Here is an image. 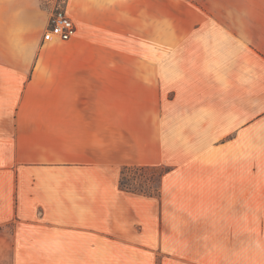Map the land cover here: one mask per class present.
I'll list each match as a JSON object with an SVG mask.
<instances>
[{
  "label": "crops",
  "instance_id": "0c3cea01",
  "mask_svg": "<svg viewBox=\"0 0 264 264\" xmlns=\"http://www.w3.org/2000/svg\"><path fill=\"white\" fill-rule=\"evenodd\" d=\"M56 8L77 35L46 43ZM136 32L143 49L128 54L145 62L120 63V40ZM153 103L161 119L176 104L177 140L197 149L190 162L181 147L158 214L153 197L120 187L118 168L159 165L148 162ZM254 121L264 122V0H0V262L11 250L13 264H247L261 240L242 217L249 198L264 200V179L240 171ZM161 140L157 150L173 151ZM206 158L205 181L170 192L174 172ZM205 214L231 217L222 236L215 223L171 222Z\"/></svg>",
  "mask_w": 264,
  "mask_h": 264
},
{
  "label": "rangeland",
  "instance_id": "374dc122",
  "mask_svg": "<svg viewBox=\"0 0 264 264\" xmlns=\"http://www.w3.org/2000/svg\"><path fill=\"white\" fill-rule=\"evenodd\" d=\"M184 1V0H182ZM199 0H185V3H188L189 5H194ZM61 8H56V10ZM178 12V13H177ZM176 14H184L183 10H178L175 8H172L169 6L168 9V15H176ZM185 14H192V9L188 8L187 12ZM158 27V25L156 26ZM137 29L138 25H137ZM159 29L157 28V31ZM143 36L142 34H139L136 32V38L130 39L129 41L120 40V49H121V55L119 57L120 63H144L143 56H140L137 54V56L129 55V52L133 51H142L143 49V39L139 40V36ZM159 63V56L152 57V64ZM168 64L170 66H174L175 64V57L174 54L172 56L168 57ZM170 84L174 85V82H169V86L167 88L162 89V94H164L165 97H168L169 100H174L177 96V89L175 86H171ZM160 89H154L152 90L153 97L160 96ZM184 94L185 96L188 95L187 93H180ZM153 107V120H152V137H153V150L151 153L150 160L148 161L150 164H159V165H152L151 167H155L156 169H153V173L151 170L149 171H128L126 172V180L129 183H133V187L138 189H149L152 186L158 185L159 182V175L162 171L170 170L175 171L176 166H178L181 163V147L185 149L186 152L193 150V140L191 137H184V139H188L187 141L183 142V145L181 143L182 137H178L175 135V111H176V104H170L169 107H167L169 110V114L167 116L166 113V105L162 106L164 113L160 115V109L158 104L152 105ZM167 118V119H166ZM254 125L251 127V129L248 131V133L242 137L243 139V149L244 152L241 154L242 162V168L240 171L243 172V176L248 179L249 181H254L256 179V176L262 177L264 179V135H257V129L256 127H264V122L262 121H254ZM257 123H260V125H257ZM218 138V137H217ZM163 139L165 142H167L173 151H166L165 149L161 152L158 149L160 144V141ZM164 142V143H165ZM179 142V143H178ZM193 142V143H192ZM218 143V142H217ZM246 146H245V145ZM262 145H263V151H262ZM176 147H179L180 149L177 151ZM197 149L193 150V157L190 158V162H193V158L197 156V154L194 152ZM229 151L227 152H220L216 154V159H227L229 155ZM208 159H202L200 161H197L196 163L190 164L189 169L183 171L182 173L174 172L172 176H170L168 180L169 186H171L170 192H174L175 184L176 183H183V187H187L188 191L193 189V185L191 183L193 181L203 180L205 181L208 177V169L207 166L209 162ZM257 160H259L258 167L256 165ZM136 162V161H132ZM126 165L119 166L120 173L122 172L123 168ZM218 167H221L217 164ZM216 168L217 176H224L225 170L222 168ZM239 169V168H238ZM237 169V170H238ZM169 173V172H168ZM154 175V176H152ZM154 183V185H153ZM143 195V194H141ZM145 197H148L146 195H143ZM150 198V197H148ZM196 203H198L196 201ZM218 203H221L223 205L224 200L219 201ZM174 205H169L170 208L174 209ZM161 207V199L159 197H153V211L155 213H161L160 210ZM247 215L243 216V221L246 220L247 227L249 229V240H261L260 244H255L252 247L249 246L248 248V262L247 264H264V230L263 232L258 231L255 232L257 229H264V200L262 201H256L254 199H248L247 200ZM171 222L173 223H187L191 225H207L211 223H215V227L217 229V238L218 236L223 235V230H225L231 223V217L230 216H224V215H218V216H210V215H185L182 217H171ZM258 234V237L256 236ZM156 251H158L156 249ZM0 264H13V254L11 250H8L7 254L5 253L4 256H2V261Z\"/></svg>",
  "mask_w": 264,
  "mask_h": 264
},
{
  "label": "built area",
  "instance_id": "2783aa9c",
  "mask_svg": "<svg viewBox=\"0 0 264 264\" xmlns=\"http://www.w3.org/2000/svg\"><path fill=\"white\" fill-rule=\"evenodd\" d=\"M76 35L77 25L75 21L65 9L61 8L55 10L51 16L49 26L43 35V41L46 43L66 42Z\"/></svg>",
  "mask_w": 264,
  "mask_h": 264
},
{
  "label": "trees",
  "instance_id": "16d2710c",
  "mask_svg": "<svg viewBox=\"0 0 264 264\" xmlns=\"http://www.w3.org/2000/svg\"><path fill=\"white\" fill-rule=\"evenodd\" d=\"M153 169H156V168L151 167V166H125L121 172L120 187L127 192L140 193V194H143L149 197H160L163 177L168 172H170V170L162 171L159 175L158 185L155 186L153 183L154 186L150 187L149 189H145V190L135 188L133 187V183H129L128 181H125L126 172L128 171H149V170L152 171Z\"/></svg>",
  "mask_w": 264,
  "mask_h": 264
}]
</instances>
